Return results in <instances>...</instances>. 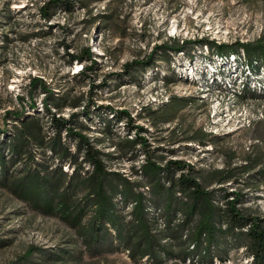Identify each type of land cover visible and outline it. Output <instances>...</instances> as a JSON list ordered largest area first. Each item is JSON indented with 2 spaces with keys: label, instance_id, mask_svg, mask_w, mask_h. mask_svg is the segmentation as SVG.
Instances as JSON below:
<instances>
[{
  "label": "rangeland",
  "instance_id": "obj_1",
  "mask_svg": "<svg viewBox=\"0 0 264 264\" xmlns=\"http://www.w3.org/2000/svg\"><path fill=\"white\" fill-rule=\"evenodd\" d=\"M201 38L227 44V52L194 43L183 51L156 50ZM261 38L264 0H0V154L8 169L4 174L0 164V264H251L243 238L227 233L214 238L205 257L192 249L198 214L173 236L172 228L186 216L175 205L166 214L162 196L142 170L150 160L162 167L171 159L189 162L225 214L219 228L226 231L231 224L233 198L240 212L264 223V64L255 56L260 70L242 77L235 68L244 62L236 43ZM91 45L97 63L82 73L91 60L70 55ZM151 56L150 66L142 63ZM33 77L42 81L31 83ZM127 116L138 127L130 133ZM55 118H64L66 127L56 129ZM24 126L42 144L26 137L27 153L12 163L6 143L17 141ZM74 133L101 151L108 170L145 194L161 262L134 260L109 222L104 229L112 238L87 243L80 231L96 213L91 202L81 224L74 225L12 187V179L34 169L49 173L63 189L76 170L90 175L93 167L82 160L84 149ZM139 137L145 141L132 142ZM163 181L168 186L171 177ZM71 194L72 206L91 199L86 190ZM114 200L130 220L134 202L121 193Z\"/></svg>",
  "mask_w": 264,
  "mask_h": 264
},
{
  "label": "trees",
  "instance_id": "obj_2",
  "mask_svg": "<svg viewBox=\"0 0 264 264\" xmlns=\"http://www.w3.org/2000/svg\"><path fill=\"white\" fill-rule=\"evenodd\" d=\"M61 2L62 0H54ZM45 17H50L51 12L44 8L43 12ZM194 43L200 46L207 45L213 52L215 50L217 54H224V48L227 44H220L214 40L208 38H201L197 40L184 39L181 44L170 46L167 43H163L157 46L156 50L161 48L173 49L174 51H183L187 44ZM240 45L239 49H242L245 54L248 65L253 70H259L255 62L252 59L260 58L261 65L264 64V39L261 38L257 41L244 42L239 41L236 43ZM204 47V46H203ZM172 51V50H170ZM169 52V51H168ZM238 52V51H237ZM257 52V53H256ZM94 51L92 45L84 48L80 54L71 53L72 60H83L84 58L91 60L90 67L82 66V73L89 69H93V64L97 61L93 57ZM256 56V58H254ZM259 59V60H260ZM153 58H149L147 61H142L146 65L150 66ZM168 61H171L169 59ZM260 67V66H259ZM42 81L40 77H33L32 82L37 83ZM58 107L60 104H57ZM61 107V105H60ZM90 114L87 112V116ZM121 119V116L117 117ZM128 133H130L135 125L131 123V116H127ZM26 122H24L25 124ZM56 129L66 127L64 118H55ZM23 127L18 140L11 143L7 142L6 146H9V151H13L15 156L12 163H15L17 158L27 153V145L29 144L26 137L36 140L40 145L42 141L39 139V134L36 133L31 127ZM138 128V127H135ZM81 140V144L84 149L82 160L92 165L90 175L84 177L83 173H87L85 170L75 171L70 176V183L67 188H62V183H53L50 180V174L43 172L41 169L30 170L26 175L19 179H12V187L15 191L19 192L26 199L47 212H57L63 217L68 218L74 225H80L86 216L88 209L87 206L90 202L93 204L96 211L93 219L86 225H81V235L87 243L99 244L103 239L109 237L112 238L110 232L104 229V224L109 222L112 227L118 231L117 237L119 240L130 249L131 257L140 261L143 257H151L156 259L157 262H161L159 259V246L160 237L158 233L152 232V222L149 218L148 206L146 203L147 197L142 191L135 189L136 183H131L123 177L119 172L108 170L101 157V151L94 147V144L84 135L80 133H74ZM140 139V140H139ZM144 137L133 139V143H143ZM33 142V141H32ZM66 150V149H64ZM63 155H66L63 151ZM6 156L4 151L0 154V164L3 166V173L8 172L6 165ZM193 165L182 159H171L167 162L165 167L160 166L156 162L148 161L144 166L142 172L148 176V179L153 182L152 191L156 192L161 197L163 208L167 209L166 214L172 213V206L178 208L186 218L183 222L175 225L171 230L174 232L173 236L182 229L186 228V225L190 223V220L196 214L200 219L196 227L192 231L190 239H192V249L201 250L203 257L212 251V242L214 238L220 233H227L235 239L243 238V244L246 246L247 253L252 256L251 264H264V223L263 219L257 216H248L240 212L236 206L237 199H229V209L227 215L231 216V224L228 230L219 228L220 221L223 220L225 214L222 208L215 205L214 197L211 191L203 188L199 177L193 172ZM62 174L63 169L60 168ZM163 173L165 176H163ZM178 173L176 177L175 174ZM171 181L168 186L164 183V178ZM63 177V175H62ZM119 185L123 186L122 189ZM86 190L87 194L91 195V199L85 200L84 204L72 206L70 197L73 191ZM121 193L125 199L130 198L133 204L132 217L130 220L120 214L117 203L114 197ZM71 194V195H70ZM41 199V200H40ZM57 203L54 204V201ZM77 208V211H75ZM172 218V215H171ZM170 218V219H171ZM169 219V224L170 223ZM172 226V225H171ZM185 227V228H184ZM237 228H239L237 230ZM189 246L183 250V258L189 255ZM32 254V250L25 256L28 258ZM173 254V253H172ZM205 254V255H204ZM179 256V255H178ZM181 256V255H180Z\"/></svg>",
  "mask_w": 264,
  "mask_h": 264
},
{
  "label": "built area",
  "instance_id": "obj_3",
  "mask_svg": "<svg viewBox=\"0 0 264 264\" xmlns=\"http://www.w3.org/2000/svg\"><path fill=\"white\" fill-rule=\"evenodd\" d=\"M237 56H238V58H239V60H241V62H242V60H244V62H242V64L239 66L238 65V67L237 66H235V68H238L239 70H241L242 72H241V75H239L240 77H242L243 76V72H244V74L246 75V73L249 71L251 74H256L259 70H260V67H259V70H253L251 67H250V64L248 65V63H247V61H246V56H245V54H244V52H240V53H238L237 54ZM234 68V69H235ZM233 69H231L230 71H229V73L232 71ZM254 80H256L255 78H253Z\"/></svg>",
  "mask_w": 264,
  "mask_h": 264
}]
</instances>
